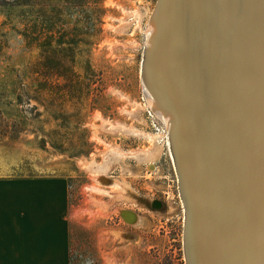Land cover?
<instances>
[{
	"label": "rangeland",
	"instance_id": "374dc122",
	"mask_svg": "<svg viewBox=\"0 0 264 264\" xmlns=\"http://www.w3.org/2000/svg\"><path fill=\"white\" fill-rule=\"evenodd\" d=\"M23 1L30 3L0 0V178H49L68 186L71 264H188L187 210L170 130L152 109L143 80L159 0L15 5ZM51 19L80 39L76 68L90 84L80 98L32 91L33 65L48 54L29 47L22 33L35 21L46 33ZM20 83L31 90L27 104L17 102ZM6 130L18 138L3 135ZM126 211L137 220L124 217Z\"/></svg>",
	"mask_w": 264,
	"mask_h": 264
},
{
	"label": "bare ground",
	"instance_id": "6f19581e",
	"mask_svg": "<svg viewBox=\"0 0 264 264\" xmlns=\"http://www.w3.org/2000/svg\"><path fill=\"white\" fill-rule=\"evenodd\" d=\"M155 13L147 53L161 62L159 81L155 87L147 80L145 85L152 109L168 125L180 169L181 164L188 166L186 182L196 210L190 255L187 241L188 264H264V0H163ZM216 16L227 49L228 63L219 62L216 72L224 87L207 77L202 57L211 52L208 42L220 41L219 36L210 38ZM177 56L186 82L174 99L182 119L178 136L176 113L166 114V103L158 101L167 89L163 75L168 63L175 69ZM225 89L237 108L227 106ZM178 137L183 139L180 154ZM219 163L224 166L223 181Z\"/></svg>",
	"mask_w": 264,
	"mask_h": 264
},
{
	"label": "crops",
	"instance_id": "0c3cea01",
	"mask_svg": "<svg viewBox=\"0 0 264 264\" xmlns=\"http://www.w3.org/2000/svg\"><path fill=\"white\" fill-rule=\"evenodd\" d=\"M68 186L0 178V264H71Z\"/></svg>",
	"mask_w": 264,
	"mask_h": 264
},
{
	"label": "trees",
	"instance_id": "16d2710c",
	"mask_svg": "<svg viewBox=\"0 0 264 264\" xmlns=\"http://www.w3.org/2000/svg\"><path fill=\"white\" fill-rule=\"evenodd\" d=\"M15 3V5L28 4L36 6L39 5V0H30V3L29 1ZM51 20L53 23L46 33L41 30L36 21L33 25L26 26L22 33L29 47L44 49L48 54L45 63L38 59L33 65L37 85L32 91L36 97H39L43 90H47L50 95L59 91L63 92L62 95L70 98H80L86 92V89L90 88V84L84 83L81 73L76 68L82 51L79 46L80 39L78 35L69 36V31L64 30L62 27H55L54 20ZM57 33L59 37H57ZM42 75H46L48 80L42 81L40 79ZM19 87L17 93L18 104L29 103L31 90L27 89L23 83H20ZM24 97H27L28 101H25ZM4 104L3 99L0 98V106ZM1 112L2 109L0 108V115H2ZM3 135H8L12 139H17L19 136L18 132L9 135L7 130Z\"/></svg>",
	"mask_w": 264,
	"mask_h": 264
},
{
	"label": "water",
	"instance_id": "95a60500",
	"mask_svg": "<svg viewBox=\"0 0 264 264\" xmlns=\"http://www.w3.org/2000/svg\"><path fill=\"white\" fill-rule=\"evenodd\" d=\"M162 3H163V0L158 1L157 5L155 7L154 13L159 9L160 5L162 6ZM213 6L216 7L215 3H213ZM201 8H202V6H201ZM154 13H153V15H154ZM153 15H152V17H153ZM213 18H215L214 15H213ZM217 20H218V17L216 16V26L212 25L214 33L211 35L210 38L212 39L216 36H219L220 41L213 39V42H208L206 45H209L211 52L209 55L203 54L204 56H202V57H203L204 70H205L207 77L209 76V79L211 80V82H220L221 84L223 83V87H224L225 83L218 78L216 72H217V67L219 65V62L228 63V61L226 60L227 49H225L223 47L224 42L221 39L219 31H218L219 28L221 29V25L219 22V26H217L218 25ZM163 41H164V39H163ZM173 53H174L173 51L170 52V59H172ZM211 53H213V54H211ZM149 56H151V55H149ZM148 58H149L148 53L146 51L145 56H144L143 80L144 81L147 80L149 83H151L153 85V87H155V80L158 79V70H160V65H161L160 63L161 62H160L159 58L157 60L154 59V61H153L152 57H151V59L149 58V60H148ZM217 61H218V63H217ZM177 62H178V56H177V60H176V64H175L176 67L173 70H171L172 63L171 62L168 63L169 69L167 71V74L165 76L163 75V80H164L163 83H164V86L167 85L166 88L170 90V93L166 92L167 89L163 90V94H161V97L159 94V98L161 100H158V101H164L166 103V106H167L166 108L169 109V110H167L166 114H171L174 112L176 113L175 115L177 116V121L175 123V126H176V133L178 136V133H180V125L182 124V119L180 118L181 115L177 110V106H176L177 104H176L174 99L183 93V86H184V83H186V82L183 81L182 70H180V68L178 67ZM228 68H230V66ZM163 69H164V64H163ZM158 81H159V79H158ZM225 92L227 93L226 89H225ZM226 93H225V100H226L227 106H229L233 109H234V107L237 108V103L234 101V98L232 97V95L230 93H227V95H226ZM241 108H242V106H241ZM157 110L161 111L160 108H157ZM231 111H232V109H231ZM175 141H176L175 146L177 145V148L179 147L178 150H179V154H180V150H181V153L183 151V149H182L183 146L182 147L180 146L181 144H183V139L181 137H178L175 139ZM172 152L176 158L177 165L179 167L178 168L179 175L182 176L181 170H183V176H184V180H185L184 184H183V179H181L180 189H181V193L184 195L183 198L186 199L185 203L187 204V207H189V208H187L188 210H187V215H186L185 248H187V241H188V243H189L188 253L190 255V253H192V251H193L192 250V243H193L192 242V236H193L192 234L194 232L192 231V224L194 223V219L196 217V210H193L194 204H193V206H191V204H192V202H190L191 194H190V191L188 190V184L186 182V180L188 179V175H187L188 166H184V165L182 166V164H181V169H180V166L178 164L177 152L175 150V147L173 148V146H172ZM216 168L218 169L219 181H223L222 176L225 175V173H223L224 166L221 163H219L218 165H216ZM211 178L213 179L214 176ZM215 178H216V174H215ZM209 181H210V179H209ZM184 185H185V188H183ZM186 197H189L188 198L189 203H188ZM153 206L157 207V208L161 207V203L158 201H155L153 203ZM213 213H217L215 207H214ZM123 216L128 218L129 220L132 219V221L137 220V215L131 211L123 212ZM201 216H202V214L200 215V217ZM224 221H225V219L221 221V224H224L225 223ZM209 242L210 241L208 239L207 244H209ZM190 259H192V256Z\"/></svg>",
	"mask_w": 264,
	"mask_h": 264
}]
</instances>
